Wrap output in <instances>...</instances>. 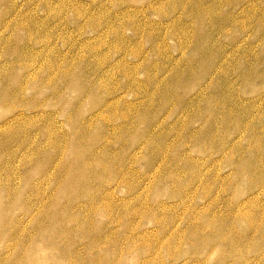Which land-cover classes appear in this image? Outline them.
Segmentation results:
<instances>
[{"label":"rangeland","instance_id":"1","mask_svg":"<svg viewBox=\"0 0 264 264\" xmlns=\"http://www.w3.org/2000/svg\"><path fill=\"white\" fill-rule=\"evenodd\" d=\"M145 263L264 264V0H0V264Z\"/></svg>","mask_w":264,"mask_h":264},{"label":"bare ground","instance_id":"2","mask_svg":"<svg viewBox=\"0 0 264 264\" xmlns=\"http://www.w3.org/2000/svg\"><path fill=\"white\" fill-rule=\"evenodd\" d=\"M66 72H67V71H66ZM70 83H71V82H70ZM25 108H26V107H25ZM22 113H23V112H22ZM77 130H78V129H77ZM73 143H74V142H73ZM74 144H75V143H74ZM71 148H72V147H71ZM72 150H73V149H72ZM72 169H73V168H72ZM75 174H76V173H75ZM68 177H69V176H68ZM68 180H69V179H68ZM154 217H155V216H154ZM157 222H158V221H157ZM212 238H213V237H212ZM163 242H164V241H163ZM220 243H221V242H220ZM144 245H145V244H144ZM146 248H147V247H146ZM150 248H151V247H150ZM152 249H153V248H152ZM155 251H156V250H155ZM155 253H156V252H155ZM155 253H154V254H155ZM151 254H152V253H151ZM151 254H150V255H151ZM148 256H149V255H148ZM151 256H152V255H151ZM146 257H147V256H146ZM148 258H149V257H148ZM150 258H151V257H150ZM153 258H154V257H153ZM193 258H194V257H193ZM146 259H147V258H146ZM191 259H192V258H191ZM151 260H152V259H151ZM151 260H150V261H151ZM64 261H65V260H64ZM146 261H147V260H146ZM244 261H245V260H244ZM247 261H248V260H247ZM160 262H161V261H160ZM143 263H144V262H143ZM145 264H146V263H145ZM244 264H245V263H244Z\"/></svg>","mask_w":264,"mask_h":264}]
</instances>
